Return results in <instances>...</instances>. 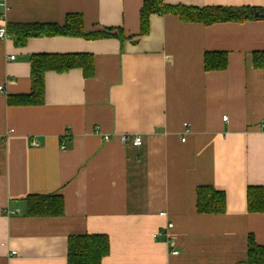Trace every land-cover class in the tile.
I'll return each mask as SVG.
<instances>
[{
  "label": "crops",
  "instance_id": "1",
  "mask_svg": "<svg viewBox=\"0 0 264 264\" xmlns=\"http://www.w3.org/2000/svg\"><path fill=\"white\" fill-rule=\"evenodd\" d=\"M163 1L264 10V0ZM143 3L4 0L7 24L79 13L86 30L122 29L125 41L0 38V264H68L69 238L84 234L108 235L102 264H240L249 235L264 245V213L247 208L248 186L264 187V69L253 64L264 17L206 25L155 13L138 38ZM207 52H225L228 66L206 70ZM36 53H91L95 72L47 71L44 103L10 104L31 91ZM202 185L226 193L224 213L198 211ZM52 193L63 215L25 214L29 194Z\"/></svg>",
  "mask_w": 264,
  "mask_h": 264
},
{
  "label": "trees",
  "instance_id": "2",
  "mask_svg": "<svg viewBox=\"0 0 264 264\" xmlns=\"http://www.w3.org/2000/svg\"><path fill=\"white\" fill-rule=\"evenodd\" d=\"M264 10L257 7L191 6L169 4L163 0H144L140 10V38L149 32L150 16L155 13H172L185 22L212 24L225 21H247L255 19V13ZM8 33L16 46H23L29 38L42 36H74L85 39L117 37L125 41L122 29L106 27L101 30H86L84 18L79 13L67 14L63 24L44 22H12ZM31 91L27 94L10 95L8 101L14 105H38L45 101V74L47 71L66 72L81 68L86 77L95 72L91 53H36L30 56ZM253 64L264 69V51L253 53ZM228 66L225 52H207L206 70H223ZM25 214L32 217L60 216L65 211V200L61 194H29L25 198ZM197 208L200 213H224L227 208L226 193L212 185L197 188ZM247 208L250 213H264V187L250 185L247 189ZM110 253V239L106 234H84L71 236L68 240V264H102ZM240 264H264V245L257 242L253 234L248 239V259Z\"/></svg>",
  "mask_w": 264,
  "mask_h": 264
},
{
  "label": "built area",
  "instance_id": "3",
  "mask_svg": "<svg viewBox=\"0 0 264 264\" xmlns=\"http://www.w3.org/2000/svg\"><path fill=\"white\" fill-rule=\"evenodd\" d=\"M3 7H4V0H0V9H2ZM0 38H2V39L10 38V35L8 33V24L6 22L5 16L1 12H0ZM11 58L14 59L15 56H11ZM2 88H3V86H0V89H2ZM227 118H228L227 115H225L223 117L224 120H227ZM105 139L108 140V139H110V137L105 136ZM121 139L124 143H126L128 141L131 144H133L134 146H140L143 143V136H141V135H135V136L122 135ZM183 140H185V138H183ZM34 143L36 144V141H34ZM64 147H65V145H63L62 148H64ZM160 214L161 215H167L166 212H161ZM173 226H174L173 222L169 221L165 227V231L167 233H169L170 230L173 228ZM169 242L173 246L175 245L174 239L170 238ZM172 254H174V255L179 254V250L173 249Z\"/></svg>",
  "mask_w": 264,
  "mask_h": 264
},
{
  "label": "water",
  "instance_id": "4",
  "mask_svg": "<svg viewBox=\"0 0 264 264\" xmlns=\"http://www.w3.org/2000/svg\"><path fill=\"white\" fill-rule=\"evenodd\" d=\"M255 15H256L257 17H264V14H261V13H258V12H256Z\"/></svg>",
  "mask_w": 264,
  "mask_h": 264
}]
</instances>
